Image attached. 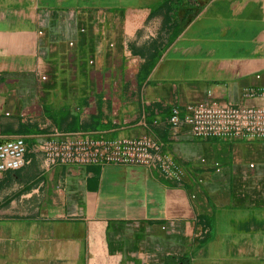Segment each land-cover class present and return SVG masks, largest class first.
<instances>
[{
  "label": "crops",
  "instance_id": "obj_1",
  "mask_svg": "<svg viewBox=\"0 0 264 264\" xmlns=\"http://www.w3.org/2000/svg\"><path fill=\"white\" fill-rule=\"evenodd\" d=\"M195 105L264 106V0H0V264H264V142L171 127ZM75 133L167 168L48 161Z\"/></svg>",
  "mask_w": 264,
  "mask_h": 264
},
{
  "label": "built area",
  "instance_id": "obj_2",
  "mask_svg": "<svg viewBox=\"0 0 264 264\" xmlns=\"http://www.w3.org/2000/svg\"><path fill=\"white\" fill-rule=\"evenodd\" d=\"M172 128L181 123L189 126L196 139H246L264 142V106L195 105L180 118H170ZM26 144L17 136L0 144V173L16 170L25 164ZM48 161L65 165H105L153 167L161 163L167 168L169 153L154 137L109 139L92 133L64 134L43 147Z\"/></svg>",
  "mask_w": 264,
  "mask_h": 264
}]
</instances>
